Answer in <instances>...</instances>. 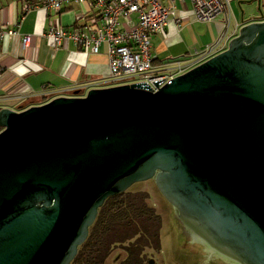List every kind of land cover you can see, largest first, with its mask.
Segmentation results:
<instances>
[{
    "label": "water",
    "instance_id": "1",
    "mask_svg": "<svg viewBox=\"0 0 264 264\" xmlns=\"http://www.w3.org/2000/svg\"><path fill=\"white\" fill-rule=\"evenodd\" d=\"M257 4L225 51L157 93L118 85L0 110V264H71L106 201L147 181L193 239L264 264Z\"/></svg>",
    "mask_w": 264,
    "mask_h": 264
},
{
    "label": "crops",
    "instance_id": "2",
    "mask_svg": "<svg viewBox=\"0 0 264 264\" xmlns=\"http://www.w3.org/2000/svg\"><path fill=\"white\" fill-rule=\"evenodd\" d=\"M222 1H229V6L212 22L198 21L190 0L177 3V18L164 34L152 38L155 67L165 70L174 61L195 58L197 53L230 37L237 26L240 30L260 18L257 0ZM23 6L24 0H0V26L4 22L11 28L19 24L18 36L6 37L0 44V110L21 111L57 97H73L77 92L84 96L92 89L112 86L106 45L97 55L81 51L71 41L55 48L44 35L49 22L57 17L42 10L23 14ZM85 10L77 6L63 12L58 18L61 26L72 27ZM228 19L231 25L225 29ZM25 36L32 37L27 50L22 47Z\"/></svg>",
    "mask_w": 264,
    "mask_h": 264
},
{
    "label": "built area",
    "instance_id": "3",
    "mask_svg": "<svg viewBox=\"0 0 264 264\" xmlns=\"http://www.w3.org/2000/svg\"><path fill=\"white\" fill-rule=\"evenodd\" d=\"M193 13L200 22H212L225 13L226 3L222 0H190ZM186 0H24L23 14L42 10L54 15L44 37L55 48L71 41L81 51L97 55L103 45L108 47L110 85H141L153 93L199 66L228 48L230 41L238 35L239 27L229 37L222 38L214 46L207 47L195 58L177 60L165 69L155 67L152 38L164 34L169 23L177 18V3ZM88 5L83 15L72 27L61 26L58 19L72 7ZM230 19L224 24L228 29ZM7 22L0 26V44L6 37L18 36L16 29ZM32 37L22 39L23 50L30 48Z\"/></svg>",
    "mask_w": 264,
    "mask_h": 264
},
{
    "label": "trees",
    "instance_id": "4",
    "mask_svg": "<svg viewBox=\"0 0 264 264\" xmlns=\"http://www.w3.org/2000/svg\"><path fill=\"white\" fill-rule=\"evenodd\" d=\"M161 225L148 193L128 190L111 197L99 210L87 241L71 264H107L116 252L122 253L120 264H148L146 252L159 241Z\"/></svg>",
    "mask_w": 264,
    "mask_h": 264
},
{
    "label": "rangeland",
    "instance_id": "5",
    "mask_svg": "<svg viewBox=\"0 0 264 264\" xmlns=\"http://www.w3.org/2000/svg\"><path fill=\"white\" fill-rule=\"evenodd\" d=\"M83 7L87 9L88 5ZM129 190L148 193L150 204L161 216L160 239L146 252L148 264H230L192 238L153 181L135 184ZM121 255V252L113 253L107 264H120Z\"/></svg>",
    "mask_w": 264,
    "mask_h": 264
},
{
    "label": "flooded vegetation",
    "instance_id": "6",
    "mask_svg": "<svg viewBox=\"0 0 264 264\" xmlns=\"http://www.w3.org/2000/svg\"><path fill=\"white\" fill-rule=\"evenodd\" d=\"M263 18H264V11H263ZM154 182V181H153ZM172 207V206H171ZM173 208V207H172ZM193 238V237H192ZM198 241V240H197ZM203 247L207 248V250L211 253V254H216L217 256L220 255L217 251H214L213 249H211L210 247H208L207 245H205L204 243L198 241ZM221 258V260H225L227 263L229 262L228 260H226L222 255L219 256ZM230 264H234L229 262Z\"/></svg>",
    "mask_w": 264,
    "mask_h": 264
},
{
    "label": "bare ground",
    "instance_id": "7",
    "mask_svg": "<svg viewBox=\"0 0 264 264\" xmlns=\"http://www.w3.org/2000/svg\"><path fill=\"white\" fill-rule=\"evenodd\" d=\"M218 256H220V255H218Z\"/></svg>",
    "mask_w": 264,
    "mask_h": 264
}]
</instances>
